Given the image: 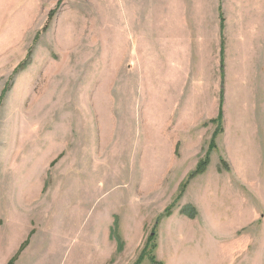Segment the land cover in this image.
Masks as SVG:
<instances>
[{
    "label": "rangeland",
    "instance_id": "obj_1",
    "mask_svg": "<svg viewBox=\"0 0 264 264\" xmlns=\"http://www.w3.org/2000/svg\"><path fill=\"white\" fill-rule=\"evenodd\" d=\"M264 264V0H0V264Z\"/></svg>",
    "mask_w": 264,
    "mask_h": 264
},
{
    "label": "trees",
    "instance_id": "obj_2",
    "mask_svg": "<svg viewBox=\"0 0 264 264\" xmlns=\"http://www.w3.org/2000/svg\"><path fill=\"white\" fill-rule=\"evenodd\" d=\"M25 245H26V241H24V242L21 244V246L19 247L18 252L15 254L14 257H12V258L7 262V264H13V262H14L16 256H17V255L23 250V248L25 247Z\"/></svg>",
    "mask_w": 264,
    "mask_h": 264
}]
</instances>
